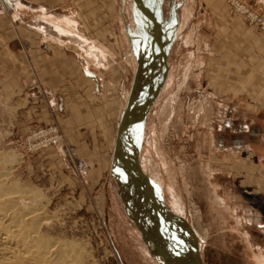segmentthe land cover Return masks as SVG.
Instances as JSON below:
<instances>
[{"label":"rangeland","instance_id":"374dc122","mask_svg":"<svg viewBox=\"0 0 264 264\" xmlns=\"http://www.w3.org/2000/svg\"><path fill=\"white\" fill-rule=\"evenodd\" d=\"M103 1L106 12L94 16L96 25L86 33L115 35L121 68L129 73H123L122 81L129 90V34L139 29L133 0H119L106 18L110 2ZM228 1L226 11L239 17ZM244 2L264 14L256 1ZM177 6L178 34L169 51V76L141 131L142 168L165 205L193 227L203 264H264V132L254 127L260 123L264 128V119L258 122L240 105L235 109L231 101L212 97V14L203 0H162V17L169 27ZM2 92L0 87V207L23 223L22 238L30 233L29 225L38 222L39 231L28 236L51 245L53 264H165L148 251L127 215L112 168L97 193L85 197L59 186L48 171L32 164L46 149L29 152L28 136L33 129L47 127L35 125L23 134ZM180 235H172L174 242L189 250L192 243L182 242L187 232ZM62 253L64 263L59 262Z\"/></svg>","mask_w":264,"mask_h":264},{"label":"crops","instance_id":"0c3cea01","mask_svg":"<svg viewBox=\"0 0 264 264\" xmlns=\"http://www.w3.org/2000/svg\"><path fill=\"white\" fill-rule=\"evenodd\" d=\"M253 1L264 12V0ZM109 2L110 15L103 18L119 4ZM203 2L214 28L211 95L261 122L264 35L230 15L226 0ZM105 6L103 0H0V87L16 111L15 125L23 134L35 125L59 127L62 143L34 156L32 164L85 197L97 193L111 170L130 92L122 81L129 73L121 68L118 39L112 32L104 38L86 33ZM130 61L134 79L133 54ZM254 127L264 132L260 123Z\"/></svg>","mask_w":264,"mask_h":264},{"label":"water","instance_id":"95a60500","mask_svg":"<svg viewBox=\"0 0 264 264\" xmlns=\"http://www.w3.org/2000/svg\"><path fill=\"white\" fill-rule=\"evenodd\" d=\"M155 4V0H133L134 13L146 18L143 25L145 35L136 46L135 36L129 34L132 51H138V67L118 126L111 172L117 179L125 211L141 233L149 252L162 258L165 264H203L200 243L193 227L185 218L173 214L159 192L151 187L149 178L141 167L140 156L129 157L131 135L137 124L135 120L139 118V124H145L167 80L169 51L179 24L178 6L173 12V26L169 27L163 20L162 10ZM163 221L171 229L169 237L161 230ZM181 228L193 235L195 256H183L184 253L180 252L182 247L172 245L175 243L172 235L182 234Z\"/></svg>","mask_w":264,"mask_h":264},{"label":"bare ground","instance_id":"6f19581e","mask_svg":"<svg viewBox=\"0 0 264 264\" xmlns=\"http://www.w3.org/2000/svg\"><path fill=\"white\" fill-rule=\"evenodd\" d=\"M155 2H156L155 6L158 7L159 9H161L162 8L161 7L162 0H155ZM133 16L135 17L136 22H137L138 27H139V29L137 30V33L134 34L136 46H137V38L140 37V39H141L142 37H144L143 33H145V30H144L143 25H144V21L146 18L142 14L134 13V11H133ZM177 34H178V29H177ZM132 54H133L135 61L137 63L136 54H138V51H132ZM137 67H138V63L136 64V68H135L136 71H137ZM168 76H169V74H168ZM131 88H132V86H131ZM130 92H131V89H130ZM130 92L128 94V98H127L124 110L127 106L128 99L130 96ZM135 121L137 124L135 125L133 132H132V135H131L132 146H131V150L129 151V157H132L133 155L134 156L140 155V151H139L140 150V144L139 143L141 141L140 136L142 134L141 131L143 130L142 129L143 124L142 125L139 124V121H140L139 118H137ZM61 143H62V141L60 142V144ZM141 167H142V165H141ZM111 168H112V166H111ZM151 185H152L153 189H156L157 191H159L158 186H156L155 184L154 185L151 184ZM2 197H3V194H2ZM14 208L15 207H13L12 209L14 210ZM133 209L135 210V208H133ZM12 216H14V215H12ZM176 216H178V215H176ZM178 217H180V216H178ZM15 218L16 217L11 218V215L9 214V210H7V207H0V264H53L54 262L49 260L50 258H52L51 245L50 246L44 245L42 239L37 238L36 235L34 237L28 236L30 234H36L37 231H39V228L37 226L38 222H36L37 224L34 223L35 221L33 223H31L29 225L30 228L28 229V230H30V231H28V232H30L27 235L28 238H27V236L26 237L24 236L25 238H22L23 235L21 234V227L23 226L22 225L23 223L21 224V221L16 220L17 218L16 219ZM162 223L163 224L161 225V230L166 237H169V235L171 233V229L168 227V225L166 223H164V221ZM183 231H186V230L181 228V232H183ZM187 234H188V236H186V239L182 242L184 244L187 243L186 245H188L189 242L192 243V244L188 245L190 247L189 250L184 248L181 244L177 245V244L173 243L172 245H176V246L180 245V247H182V249H180L181 250L180 252H182L181 254L184 253L183 256H185L186 254H189V256L192 257V256H195V247L193 244L194 237H193V235L189 234L188 232H187ZM147 249L149 251L148 247H147ZM67 250H69V249H67ZM200 252H201V247H200ZM66 253H67V251H66ZM179 255H180V253H179ZM67 256H68V253L66 254L65 258ZM65 258H64V254H63V256L61 255L59 257V262L64 263L66 260ZM73 262L75 264H82L81 260H76V261L74 260ZM65 263L70 264V262H65Z\"/></svg>","mask_w":264,"mask_h":264},{"label":"built area","instance_id":"2783aa9c","mask_svg":"<svg viewBox=\"0 0 264 264\" xmlns=\"http://www.w3.org/2000/svg\"><path fill=\"white\" fill-rule=\"evenodd\" d=\"M230 11L242 17L245 22L255 27L264 34V14L253 9L244 0H229ZM62 141V134L58 127H40L31 130L27 139V150L31 153L39 152L43 149L57 147Z\"/></svg>","mask_w":264,"mask_h":264}]
</instances>
